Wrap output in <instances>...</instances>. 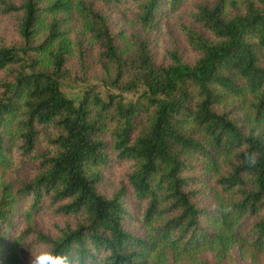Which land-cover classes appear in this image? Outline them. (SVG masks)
I'll list each match as a JSON object with an SVG mask.
<instances>
[{
    "label": "trees",
    "instance_id": "16d2710c",
    "mask_svg": "<svg viewBox=\"0 0 264 264\" xmlns=\"http://www.w3.org/2000/svg\"><path fill=\"white\" fill-rule=\"evenodd\" d=\"M107 4L145 25L184 8L196 55L174 44L158 62L142 37L122 45ZM0 13L16 27L0 42V264H30L24 250L40 241L75 264L264 253V0H0ZM74 28L96 46L105 96L94 84L78 102L64 90L92 77ZM113 160L128 166L108 194ZM40 211L59 218L54 229L33 224Z\"/></svg>",
    "mask_w": 264,
    "mask_h": 264
},
{
    "label": "rangeland",
    "instance_id": "374dc122",
    "mask_svg": "<svg viewBox=\"0 0 264 264\" xmlns=\"http://www.w3.org/2000/svg\"><path fill=\"white\" fill-rule=\"evenodd\" d=\"M104 9L109 16L113 29L118 32L116 34L122 45L127 41V39L131 37H142L148 40L158 62H168L169 58L166 52L174 44L179 45V48L183 51L184 56L188 60H192L196 55V53L187 44L181 30L182 25L189 24L188 12L185 11L184 8L174 12H169L164 18L156 19L149 25L141 23L127 8L107 4L104 6ZM14 21V19L0 13V42H4L5 40H10L15 37L16 27L14 25ZM76 32L77 30L74 28V33H72L70 37L72 39H75V37L81 38L85 46L88 48L87 57L91 66L90 70L92 77L87 83L79 82L77 80L65 81L64 90L69 96L78 102L82 96L83 90L87 87V85L94 84L98 85V90L102 95L105 96L109 88L104 87L99 78L100 71L96 62V46L91 43V39H89L87 35L82 37ZM74 47L76 48V45H74ZM77 53L78 51L75 50V53L72 55L70 60V63L73 66L77 65ZM112 90L118 92L116 89ZM124 95L127 101L136 97L134 93H125ZM127 166V162L113 160L105 167V179L102 184V189L105 192L111 194L118 189L120 183L123 182V177ZM211 196V192L205 189L198 194L200 203H202V205L208 206H211ZM130 205L134 213H137L141 208L139 202H130ZM58 221L59 218L57 216L46 211H40L33 217V224L37 228L43 230L54 229V225ZM129 226L136 232H141V227L138 226L136 220H130ZM34 246L35 245L26 246L23 254L31 259V251H35ZM232 254L233 255L227 259L226 264H264V253L253 254L251 251H247L244 248H241L239 245L234 246ZM207 256H209V254Z\"/></svg>",
    "mask_w": 264,
    "mask_h": 264
},
{
    "label": "clouds",
    "instance_id": "9594fccd",
    "mask_svg": "<svg viewBox=\"0 0 264 264\" xmlns=\"http://www.w3.org/2000/svg\"><path fill=\"white\" fill-rule=\"evenodd\" d=\"M34 247L30 264H75L71 254L60 251L47 242L40 241Z\"/></svg>",
    "mask_w": 264,
    "mask_h": 264
}]
</instances>
